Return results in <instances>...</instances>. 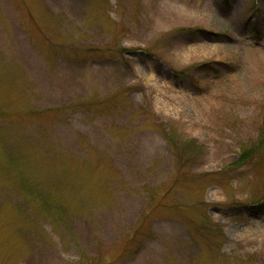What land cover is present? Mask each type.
<instances>
[{"label":"rangeland","instance_id":"1","mask_svg":"<svg viewBox=\"0 0 264 264\" xmlns=\"http://www.w3.org/2000/svg\"><path fill=\"white\" fill-rule=\"evenodd\" d=\"M0 264H264V0H0Z\"/></svg>","mask_w":264,"mask_h":264}]
</instances>
